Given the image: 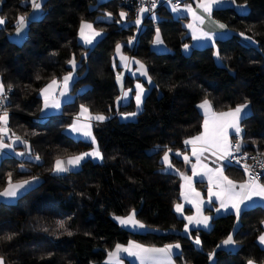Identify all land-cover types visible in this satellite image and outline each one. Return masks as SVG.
<instances>
[{
	"label": "trees",
	"instance_id": "obj_1",
	"mask_svg": "<svg viewBox=\"0 0 264 264\" xmlns=\"http://www.w3.org/2000/svg\"><path fill=\"white\" fill-rule=\"evenodd\" d=\"M232 1L245 5L247 13L238 14L233 8L212 12L230 36L216 41L215 47L193 49L184 55L180 51L188 42L184 20L162 13V8L156 14L163 18L144 21L130 47L136 26L119 25L121 9L116 0H44L41 17L28 24L26 38L17 43L8 35L15 29L17 17L28 14L30 2L0 0V17L7 21L0 28V82L6 88L12 86L5 102L8 126L10 133L27 142L28 147L16 148L27 154L30 149V156L40 157L38 164L13 157L0 164V189L9 173L14 182L40 179L37 187L15 203L0 204V256L6 264H100L115 245L130 240L153 246L177 243L181 249L178 264H208L210 254L214 264H247L249 260L264 264V250L256 243L264 207L241 214L233 236L239 248L234 253L217 249L232 232L233 215L213 218L208 230H192L190 236H184L180 233L184 221L173 212L179 201L180 177L166 171L162 159L167 149L183 152L184 141L200 132L202 116L197 106L205 98L218 112L247 101L249 115L242 122L244 149L264 150V0ZM103 12L114 16L112 22H95ZM82 20L93 22L103 32L91 48L78 41ZM155 28L170 53L151 51ZM117 44L146 66L153 82L133 120L123 121L115 115ZM73 56L78 65L73 101L62 107L60 116L38 122L39 90L53 77L61 79L71 72L68 61ZM81 105L92 114L111 117L93 128L103 159L87 160L75 171L53 175L57 158L91 148L90 143L64 133ZM118 112H133L132 103ZM170 161L180 165L174 156ZM23 164L29 168L19 171ZM133 211L137 220L159 232H131L112 220ZM61 222L64 228H60ZM8 235L13 239L7 240ZM194 237L200 240V251L192 244Z\"/></svg>",
	"mask_w": 264,
	"mask_h": 264
},
{
	"label": "snow or ice",
	"instance_id": "obj_2",
	"mask_svg": "<svg viewBox=\"0 0 264 264\" xmlns=\"http://www.w3.org/2000/svg\"><path fill=\"white\" fill-rule=\"evenodd\" d=\"M29 2L34 12L40 10L42 7V0H29ZM222 2L223 0H199V3L196 5V7L202 10L207 18L211 19L214 7L222 4ZM154 3L155 0H153V4ZM244 7L245 6H241V11H243ZM147 10L148 9L141 7L139 11L140 13H143ZM178 10L179 6L174 3L172 6V11L177 12ZM184 11L192 16L194 22L199 21L201 24L204 22L205 16L197 15V13L193 11L191 5L187 6ZM106 15L111 17V13H107ZM126 15L127 14L122 11L120 13L121 20L125 19ZM30 19L31 17H26L25 15H20L17 17L15 24V32L17 36L22 35ZM6 22L7 21L4 17H0V26L5 25ZM139 23L140 19L138 17L136 24L139 25ZM187 27L192 31V38L194 40L213 41L214 46L216 39L214 34L199 30L195 26V23H190L187 25ZM218 27L220 29H224L226 26L224 24H219ZM100 34L101 33L99 31H96L93 28L91 23L83 20L81 21L79 36L85 44H92L93 40L100 36ZM220 38H223V36ZM244 38L246 40H251V38L247 36ZM129 43H131V41H129ZM155 43H162L159 32H157ZM187 48L188 45H185L186 50ZM120 51L121 45L117 44L116 52L118 55H120ZM215 55L219 58V52H216ZM120 59L122 62L128 61V57L123 55L120 56ZM68 63L71 65L72 71L63 76L62 82L53 77L50 83L46 84L39 90V95L43 100V107L41 108L42 113L47 114L46 110L48 109L59 110L61 108V100L57 97V92L59 93V97L68 96L70 82L74 79L73 73L78 67L75 56H73L68 61ZM135 63L139 65L141 75L148 76L145 66L139 61H135ZM37 79H39V77H37ZM120 80L121 77L117 76L118 83ZM149 82H151L150 78ZM137 89H139V91L136 93V102L137 109H139L144 89L139 84L137 85ZM11 91V85H8L6 88L5 85L0 82V154H4L6 149L14 151V145L16 143L25 144V146L28 147L27 142L15 133H11V136L15 137L13 140H11V142L6 140V137H8L10 133V129L8 126L9 113L5 107V102L8 99V93ZM126 95L127 93H125V96ZM197 107L200 108L204 113L203 132L184 141L185 145L192 146V154L196 157V164L192 165L193 175L208 176V207L210 208L215 203V201L212 200V197H215V200L219 201L220 204V208L217 209V212H219L220 209H224L225 211L231 209L235 213L237 222H239L241 214L247 209L257 205L264 206V182H261V175L255 173L252 167H250L247 163H244L243 167L248 179L243 183L237 184L235 181L224 175V169L231 165L233 159L239 163L241 159L246 161L249 158L248 154L244 151L242 128V122L249 115L247 111L249 103L246 101L243 104L237 105L235 108H229L227 111L217 113L213 110L212 102L205 98ZM128 115L135 116L136 113H130ZM80 117H83L84 121L86 122L81 123ZM107 118L108 117L103 114L92 115L90 114L88 107L85 105L80 106V112L78 116L73 119L72 123L68 125V128L72 133H79L85 138H91L93 145L92 151L69 156L66 161L62 158H57L53 167V171L55 173H65L76 169L80 165L81 161H83L86 157H92L100 160L103 159L102 153L96 146L95 137L92 136V124L90 122L92 120L103 122ZM229 130H232V133L234 134L231 135V137ZM232 139H234L236 142L232 143ZM171 151L172 149H167L162 157L164 165L169 169L172 168L169 157V153ZM205 152L216 155L217 158L223 163L216 168H209L206 164H202L200 158ZM235 154L240 155L237 157ZM16 155L23 156L25 154L23 152H18ZM29 155H31L30 149ZM177 155H179V153H177ZM35 159L38 161L40 157L37 155L35 156ZM252 159L256 160V165L258 167L264 169V160L257 159L256 157H252ZM184 160L187 163L189 158L185 155ZM198 166L199 169H202L203 171H198ZM181 176L183 180L189 182V184L191 183L190 177L183 174H181ZM32 183L33 181L29 180L14 182L12 174L9 173L7 176L6 186L3 188V190H0V198H17L19 195H21V190L26 189ZM181 188V195L184 197V199L188 200V202L193 203V205L197 208L198 213L197 216L184 217V219L188 221V224L185 225L184 231H190L189 225H203L205 228L209 227L208 222L210 217L202 215L200 208V204L203 203V201H198L185 195L183 191V184L181 185ZM199 196L200 193H195L196 198H199ZM176 211L180 214H183V206L181 204H177ZM113 218L117 220L118 223L123 227H131L133 229L144 227L143 223L136 219L135 211L130 213L127 217L114 216ZM262 224H264V221H262ZM59 226L60 228H64L63 222H61ZM67 234L72 235L70 231L67 232ZM6 239L10 241L13 239V236L8 235ZM258 240L260 244L264 245V232L261 233V235L258 237ZM195 243L198 245L200 244L198 237L195 240ZM222 243L224 246L234 245L235 241L233 239V235L229 234L227 239H225ZM179 248V244H169L162 248L147 247L130 240L126 246L117 244L114 250L109 251L106 264H124L122 254H126L128 257H134L136 260L140 261V264H172V257L174 255L173 249ZM0 264H5L3 256H0ZM248 264H254V261L249 260Z\"/></svg>",
	"mask_w": 264,
	"mask_h": 264
},
{
	"label": "crops",
	"instance_id": "obj_3",
	"mask_svg": "<svg viewBox=\"0 0 264 264\" xmlns=\"http://www.w3.org/2000/svg\"><path fill=\"white\" fill-rule=\"evenodd\" d=\"M104 1H107V0H101V2H104ZM43 2H44V0H42V5H43ZM174 3L179 6V10L177 12H173L172 11V6H173ZM198 3H199V0H157L158 8H162L163 9L162 13H168V15L171 16L172 18H181V19L184 20L183 23H184L185 28H186V36L188 37V42L181 47L182 54H184V55L189 54L191 52V50H193V49H202V48H206V47H215V42L216 41L225 39V38L230 36V31L226 27L224 29H220L218 27L219 24H223V23H221V22L217 21L216 19H214L212 17V15H211V19L207 18L205 16V14L202 12V10H200V9H198L196 7V5ZM189 5L192 6L193 11L196 12L197 15L205 16L204 22L202 24L199 21H195L194 22L192 16L189 15L186 11H184V9L187 6H189ZM241 6H245V5H237L232 0H223L222 4L214 7V10L223 9V8H233L238 14H246L247 13V7L245 6L243 11H241ZM1 7H2V3L0 2V10H1ZM107 13H109V12H103V13L99 14L96 17L95 22H101V21L105 22V23L112 22V20L114 19V16L111 14V17H109L108 15H106ZM41 15H42V7H41L40 10L34 12V10L31 7V4H30V10H29L28 14L26 15V17H31V19L27 23L26 29L23 31L22 35H20V36L16 35L15 29H14L12 31V33L10 34L11 40L13 42H17V43L22 42L26 38L27 30H28V24L31 21H33V20L39 19L41 17ZM163 16L162 15H157L155 13V21L157 22V21L161 20L163 18ZM190 23H195V26L199 30H201L203 32H208V33L214 34L215 37H216L215 42H214V46H213V41L194 40L192 38V31L187 27V25L190 24ZM129 24H133V25L136 26L135 36L132 39L131 43H129V46L133 47L135 42H136L138 34L140 33L141 29L143 28V24H142V22H140L139 25H137L136 22L129 23ZM119 25H121V23ZM3 26H0V28L3 27ZM93 28L96 31H99L101 33L100 36H98L96 38H99V37L103 36V32L101 30L96 29L94 26H93ZM157 32H159V30H158V28H155L153 36H152V41H151V44H150L151 51L156 53V54L170 53L171 51L166 46V44L163 42L160 32H159V35H160V39H161L162 43L161 44H156L155 43ZM221 36H223V38H220ZM95 39L93 40V42L95 41ZM78 41L82 45L87 47V48L91 47L90 46L91 44H85L83 42V40L80 39V36H78ZM185 45H188L187 50L185 49ZM121 48H122V46H121ZM121 55H123L125 57H128V61L122 62L121 59H120ZM135 61H139L140 63H142L139 59L131 57L130 55L125 54L122 51V49L120 51V55H118L116 50H115V53H114V64L119 69H118V72L116 73V76H115V84H116V88L118 90V97L115 100L114 107H115V110H116V114L115 115L117 116L118 119L123 120V121L134 119L135 116L142 110V105H143L144 99H145L146 95L148 94L149 89L153 85V82H152L151 79H150L151 82H149V78H150L149 76L141 75V72L139 70V65L137 63H135ZM145 68H146V66H145ZM73 76H74V79L70 82L68 96L67 97H59V93L58 92L56 93L57 97L61 100V108L59 110L48 109V110H46L47 114L42 113L41 112V108L43 107V100L40 97V100H41V102H40L41 103L40 112L38 114V118L36 119L38 122H43L46 119L51 118V117L60 116L62 114V107L65 104L71 103L73 101L74 95L71 93V90H72V85L74 83V80L76 79V76H77L75 72L73 73ZM117 76L121 77V80H120L119 83L117 81ZM58 80H60L62 82V78L58 79ZM138 84L144 89V92H143V95H142V101H141V105H140L139 109H137V102H136V93H137V91H139V89H137V85ZM125 93H127L126 96H125ZM130 103H132V105H133V112H124V113H119L118 112V109L120 107H125V106L129 105ZM197 110L200 113V115L202 116L201 125H200V132L197 134V135H199L200 133L203 132L204 113L198 107H197ZM79 112H80V110L78 111V113L75 115L74 118H76L78 116ZM215 112L219 113L218 111H215ZM130 113H136V115L135 116L128 115ZM90 114H92V113H90ZM92 115H95V114H92ZM110 118L111 117H108L103 122L92 120L90 122L92 124V128H91L92 136H94L93 135V128L95 126L99 125V124H103V123L108 122L110 120ZM80 122L83 123V122H86V121H84L83 117H80ZM229 132H230V137H231V135L233 134L232 130H229ZM64 133L69 138H71L73 140L90 143L91 144V148L88 151H85V152H91L92 151L93 145H92V142H91V138H85V137L81 136L79 133H72L69 130L68 126L64 129ZM197 135H195V136H197ZM14 138L15 137L11 136V133H9L8 137H6L7 141H11ZM190 138H192V137H190ZM190 138H188V139H190ZM24 145L25 144L16 143L14 145V151H10V150L6 149L4 154H0V164L2 163V161L5 158H9V157H13V158H15L17 160L27 161V162H31V163H35V164L40 163V160L37 161L35 159V156H30L23 149H21V148L17 149L16 148L18 146H24ZM96 146H97V143H96ZM184 149L185 150L183 152H170L169 153V157L170 156H174L180 162L179 166H176L173 163H171L172 164V168L169 169V168H166V166L164 165V169L166 171H168L170 173L177 174L180 177L179 201H178V203H176L173 206V212H174L175 216L177 218L182 219L184 221V227L180 231V233L182 235H184V236H190V232L192 230H208L210 228V226H211V221H212L213 218L224 216V215H233L235 217V222H234V226H233L232 232L230 234H232L234 236L235 232L237 231V229L240 226V220H239V222H237L235 213L231 209H229L228 211H225L224 209H220V211L217 212V209L220 208V204H219V201L215 200V197H212V200L215 201V203L210 208L208 207V200H209L208 176L207 175H204V176H201V175H195L194 176L193 175L192 165L196 164V157L193 156V154H192V150H191L192 146L191 145H185V143H184ZM18 152H23L25 155L18 156V155H16V153H18ZM85 152H82V153H85ZM177 153H179V155H177ZM79 154H81V153H79ZM79 154H77V155H79ZM185 155L189 158L187 163L184 160V156ZM200 159H201V163L202 164H206L209 168H216V167L220 166L223 163L221 160H219L217 158L216 155H212L209 152H205L201 156ZM64 160L66 161L67 158L64 159ZM87 160H95V158L86 157L83 161H81L80 165L76 169H74L72 171L77 170ZM54 164H55V162L53 163V166H52V174L53 175L59 176V175H63V174L68 173V172L55 173L53 171ZM28 168H29L28 165H24L23 164V165H20L18 167V170L19 171H25ZM72 171H69V172H72ZM198 171H203V170L199 169V166H198ZM181 174L190 177L191 178V183L189 184V182L183 180ZM224 175L227 176L229 179L235 181L237 184L243 183L245 181V173L244 172H242V171H240L238 169H235V168H231L229 166L224 169ZM214 179H215V177H214ZM23 180L33 181V183L31 185H29L26 189L21 190V195H19L17 198H14V199L0 198V204H13V203H15L17 201V199L19 197H21L26 192H28L29 190L37 187L40 184V179L37 178V177H29V178H26V179H23ZM20 181H22V180H20ZM261 182H264V181L261 180ZM182 184L184 185L183 191H184L185 195H187V196H189V197H191L193 199H196L198 201H203V203L200 204V208H201L202 215L210 217L209 222H208L209 227L205 228L203 225H200V226L189 225L190 231L189 232H185L184 231L185 225L188 224V221L185 220L184 217L185 216H197L198 213H197V208L193 205V203L188 202V200L184 199V197L181 195V193H182L181 185ZM3 188L0 189V190H3ZM214 190H215V188H214ZM237 190H239V189H237ZM197 192L200 193L199 198L195 197V193H197ZM177 204H181L183 206V214H180V213H178L176 211V205ZM255 207H264V206L257 205ZM252 208H254V207H252ZM252 208H249V209H252ZM112 220L121 229H125V230L131 231V232H135V233L159 232L156 229H152V228L148 227L144 223H143V225H144L143 228L133 229L131 227H123V226H121L118 223V221L115 220L114 218H112ZM261 227H262V231L256 237V243H257V245L260 248H262L264 250V245L260 244V242L258 240V237L261 235L262 232H264V224L261 223ZM227 237L225 239H227ZM196 239H197L196 237L192 238V244H193V246H194V248L196 250L200 251L202 249V247H201V244L198 245V244L195 243ZM225 239H223L221 242H219V244H218L219 247L217 245V249L225 251V252H230V253L236 252L238 250V248H239L238 243H236V241L234 240L235 241L234 245L224 246L222 242ZM233 239H234V237H233ZM135 242H137V241H135ZM137 243L142 244V245L147 246V247L162 248V247L166 246V245H164V246H153V245H149V244H145V243H141V242H137ZM127 244H128V242L126 244H121V245H125L126 246ZM171 244L175 245L177 243H171ZM167 245H169V244H167ZM115 246L113 247L112 250L115 249ZM173 252H174V255L172 257V264H178V263H176V257L181 253V249L180 248L179 249H173ZM210 255H211V258H210ZM210 255L208 257V264H214L215 263L214 255L213 254H210ZM122 256H123V259H124V264H140V261L136 260L134 257H128L126 254H122ZM107 260H108V254H107L106 258L103 260V262L100 263V264H106ZM254 264H258V263L254 262Z\"/></svg>",
	"mask_w": 264,
	"mask_h": 264
},
{
	"label": "built area",
	"instance_id": "obj_4",
	"mask_svg": "<svg viewBox=\"0 0 264 264\" xmlns=\"http://www.w3.org/2000/svg\"><path fill=\"white\" fill-rule=\"evenodd\" d=\"M116 1L118 7H120L121 9V12L123 11L127 14L125 19L121 21V26H125L129 23L136 22L138 17L140 19V22H142V24L144 23V21H155V13L156 10L158 9L157 0H155L154 4H153V0H116ZM141 7H144L148 10L143 13H140L139 10ZM231 142L235 143L236 141L232 139ZM244 151L248 154L249 158L246 161L241 159L239 163H237L236 160L233 159L229 167L238 169L245 173L243 165L244 163H247L250 167H252L255 173L261 175V179H262V176L264 175V169L258 167L256 165V160L252 159V157H256L257 159L264 160V150L250 152L244 149ZM235 155L239 157L240 154H235ZM247 179L248 176L245 174V180Z\"/></svg>",
	"mask_w": 264,
	"mask_h": 264
},
{
	"label": "rangeland",
	"instance_id": "obj_5",
	"mask_svg": "<svg viewBox=\"0 0 264 264\" xmlns=\"http://www.w3.org/2000/svg\"><path fill=\"white\" fill-rule=\"evenodd\" d=\"M97 1V3H100L101 2V0H96ZM88 23H91L92 25H93V22H88ZM78 36H79V33H78ZM8 38L11 40V38H10V35H8ZM101 37H99V38H96L95 39V41L90 45L91 47L100 39ZM186 44V43H185ZM90 47V48H91ZM180 51H181V53H182V49H180ZM247 111H248V113H249V107H248V109H247ZM133 120V119H132ZM7 140V139H6ZM244 143V142H243ZM245 144V143H244ZM18 149V148H17Z\"/></svg>",
	"mask_w": 264,
	"mask_h": 264
}]
</instances>
